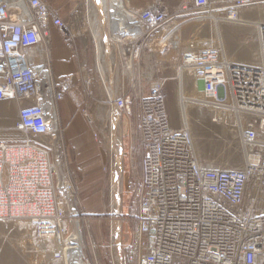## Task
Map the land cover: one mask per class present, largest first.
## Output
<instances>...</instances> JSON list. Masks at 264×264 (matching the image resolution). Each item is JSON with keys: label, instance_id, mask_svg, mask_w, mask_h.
<instances>
[{"label": "built area", "instance_id": "1", "mask_svg": "<svg viewBox=\"0 0 264 264\" xmlns=\"http://www.w3.org/2000/svg\"><path fill=\"white\" fill-rule=\"evenodd\" d=\"M261 2L152 0L132 17L138 33L126 51L135 65L150 46L162 45L169 24L180 29L220 15L234 23ZM51 28L76 56V35L46 0H0V103L15 102L18 134L0 140V220L21 221L44 240L59 237V246L73 253L68 209L75 179L58 177L48 142L60 135L58 104L77 78L50 73L42 51H49ZM256 43L255 63L232 62L205 40L190 46L178 66V74L200 89L202 102L224 108V120L213 122L226 126L233 146L245 152L240 168H214L199 159L186 122L179 131L170 125L160 78L146 79L137 92L106 96L103 107L123 118L120 126L142 153L128 254L133 264H173L174 258L184 264H264V25ZM85 67L80 82L88 100L93 76ZM54 257L62 258L58 252Z\"/></svg>", "mask_w": 264, "mask_h": 264}, {"label": "rangeland", "instance_id": "2", "mask_svg": "<svg viewBox=\"0 0 264 264\" xmlns=\"http://www.w3.org/2000/svg\"><path fill=\"white\" fill-rule=\"evenodd\" d=\"M80 1L79 6L71 13L73 19L80 17L81 13V17L86 18L84 15H87V0ZM89 1L90 6L94 8V3L92 4L94 0ZM251 8L252 6L244 9L242 12L245 15L234 23L224 20V17L220 15L215 22L203 19L180 29L172 30L173 27L169 24L168 28L163 30L165 38L162 45L158 48L150 46L151 50L148 54L143 55L139 62H135V66L136 64L139 66L138 71L135 70L136 67L133 69L129 65L128 68L121 65L122 59H127L128 63L131 62L129 50L126 53L128 58L119 59L117 44L111 40L115 33L120 32L127 38L124 39V45H129L138 33L135 23L128 20L126 24L121 25L116 20L112 36V31L107 24L104 34L100 30L107 38V42L102 41V43L109 47L108 53L105 50L107 64L104 79L111 80L114 85L123 88L130 85L133 77L134 80L138 77L142 78L143 80L140 79L142 84L145 79L164 80L163 96L171 127L179 131L186 122L192 132L197 156L214 168H240L245 152L233 146L231 133L226 126L213 122L218 120V116L222 121L224 120L222 112L224 108L220 105L202 102L200 89L194 88L186 76L180 77L178 74L180 56L189 52L190 46L199 45L205 40H212L223 55L232 62L255 63L258 59L257 29L264 24V14L252 13V11L245 13ZM89 11L87 8L88 16H90L89 23L92 27L96 13L94 9H89ZM118 39L120 40L119 36ZM169 50L172 53L167 56ZM249 55L253 56L249 57L252 60L243 62L242 57ZM131 70L133 71L130 72ZM111 115L105 107L96 108L93 113L89 112L87 116L89 140L87 141H91V145L90 148H78L81 150L80 153L79 150L76 152L77 149L66 146L63 135L65 124L60 122V119L57 121L60 135L57 136V140L48 142L53 155L52 159L58 165H56L58 177L68 178L71 174V177L74 176L75 179V198L69 202L68 209L70 230L68 241L71 242V236L77 233V224L81 225V234L83 233L81 243L84 247L82 251L88 264H112L113 260H116L115 243L111 247L109 233L110 229H114L111 191L116 180L121 195L119 217L122 219L121 253L124 264H133L129 261L128 254L131 252L129 244L137 227L131 220L135 213L134 190L140 176L139 165L142 153L136 140L133 161L130 163V147L132 148L130 132L119 125L113 128L109 118ZM115 116L119 121L124 122L121 116ZM16 117L17 110L16 114L7 111L0 114V140L18 139V134L14 129ZM112 129L118 130L121 138L122 172L119 173L120 175H117L114 149L109 143ZM93 134L96 136L94 137ZM78 160L82 161L78 163ZM86 171H90V174L86 175ZM58 239L60 238L44 240L18 220H0V243L3 244V250H0V264H66L63 259L54 257L56 254L51 252L58 249L60 242ZM65 239L64 237V241ZM173 264H184V261L174 258Z\"/></svg>", "mask_w": 264, "mask_h": 264}, {"label": "crops", "instance_id": "3", "mask_svg": "<svg viewBox=\"0 0 264 264\" xmlns=\"http://www.w3.org/2000/svg\"><path fill=\"white\" fill-rule=\"evenodd\" d=\"M46 1L56 9L58 15L62 18V20L68 23L73 34L76 35L77 37L76 45H77L78 54L74 56L72 54V51L70 50V43L65 42L56 32V30L54 28H51L49 31V56L47 59V63H48V69L54 78H61L67 75H74L77 78L76 85L58 104L57 110H58V116L60 122H63L65 124V127L63 129L65 144L66 146L73 147L75 150L77 149L76 152H78L79 150L78 148H83V147L90 148L91 145V141H87L89 140V134L87 129V126H89V120L88 118L82 115V110L86 109L88 110V112L93 113L96 108L103 107L104 102L106 100V96L108 94L120 96L126 91L137 92L138 89L141 88L142 84L140 79L142 78L138 77L139 79L138 78L135 79V84L130 86L128 85L127 88L114 85L113 82L110 83L108 79L104 80L106 74L105 65L107 64L105 50H107V46L101 43L100 40L101 32L99 27L100 20L97 18V16L96 18L94 16L92 27L89 23L90 16H88L87 8L88 11L90 8H92L90 6L91 4L89 0H87L86 2L87 15H84L86 17L85 19L81 17L82 13L81 16L76 19H73L71 17L72 11L79 6L81 2L80 0H46ZM121 2H122L123 10H118L115 15V19L121 25L126 24L128 20L133 21L132 17L135 15V12L141 11L150 4V0H121ZM248 11H252V13L258 12L259 14L261 13L264 14V2L252 6V8L250 10H246L245 13ZM90 12L91 11H89V13ZM242 15H245L244 12L240 14V17ZM96 19L98 20L96 21ZM82 26L83 28H81ZM112 34L113 32H111V36ZM93 35L95 36V38ZM115 35L117 36V40H115L114 43L117 44L116 46L118 49L117 53L119 55V59H121L124 58V54L122 52V48L120 44H123L124 46L123 49L126 51L127 45H124L123 42H125L124 39L126 40L127 38L125 34H121L119 32L115 33ZM118 36L120 40L118 39ZM98 41L100 42V45ZM97 54L100 55L97 56ZM249 57L252 58L253 56L249 55L248 57L246 56L242 57L243 58L242 61L247 62L248 60H252ZM82 64H85L86 66L85 67L86 73L93 76V82L89 86L90 98L88 100H86L85 98L84 89L80 82V74L81 71L83 72V70H81ZM98 64L100 65V67L98 66ZM121 65H123V59L121 61ZM133 67H136L135 70L138 71L139 66H137V64L136 66L133 65ZM103 72L105 73L103 74ZM102 74L104 78L101 77ZM106 82L108 83V85ZM0 107H1L0 114H3L5 111L16 114L15 102H1ZM2 127L4 128V125ZM131 142L133 143L132 140ZM134 146L135 145L132 144V148L130 147L131 149L130 158H129L130 163L131 161H133L132 159H133ZM80 152L81 150H79V153ZM80 161L78 160L77 162L79 163ZM139 166L141 173V164ZM89 174L90 171L88 172L86 171V175ZM1 249L3 250L2 243H0V250Z\"/></svg>", "mask_w": 264, "mask_h": 264}, {"label": "bare ground", "instance_id": "4", "mask_svg": "<svg viewBox=\"0 0 264 264\" xmlns=\"http://www.w3.org/2000/svg\"><path fill=\"white\" fill-rule=\"evenodd\" d=\"M90 2V1H89ZM94 3V8H90V9H94L95 10V13L96 15H98V18L100 20V30L102 31V33L104 34L105 33V26L106 24L109 26L110 30L112 32H114V25H115V22H116V19H115V15H116V12L118 10H123V6H122V2L121 0H94V2H92V4ZM94 13V11H92ZM95 15V16H96ZM96 19V21L98 20ZM95 21V22H96ZM97 23V22H96ZM91 25V24H90ZM94 26V25H93ZM120 26V25H119ZM97 27V25H96ZM258 29H260V26L258 27ZM118 31V30H117ZM98 32V31H97ZM92 33V32H91ZM101 33V34H102ZM120 33V32H119ZM93 34V33H92ZM99 34V33H98ZM100 35V40H101V43L102 41L105 43L107 42V38L105 36ZM114 34V33H113ZM95 35V34H94ZM93 35V36H94ZM98 36V35H96ZM95 38V36H94ZM98 38V37H97ZM111 40L114 42L115 40H117V36H113V38H111ZM97 41V40H96ZM99 45H100V42L98 41ZM97 45V44H96ZM105 45V44H104ZM109 46V45H108ZM121 48H122V52L124 54V58H128L127 57V51H125L123 48V44H120ZM98 47V46H97ZM109 47H107L108 49ZM102 49V48H101ZM102 51V50H101ZM104 51V50H103ZM109 50H107V53H108ZM111 51V50H110ZM106 52V51H105ZM102 53V52H101ZM105 53V54H107ZM172 52L169 50L168 53L166 54L167 56L169 54H171ZM104 54V52H103ZM111 54V52H110ZM42 55H44L46 57V59H48V56H49V51L47 48L44 49V51H42ZM100 55V54H99ZM97 54V56H99ZM166 55H163L164 57H166ZM103 56V55H102ZM97 58V57H96ZM100 59V58H99ZM98 59V60H99ZM97 60V59H96ZM131 60V59H130ZM150 60V59H149ZM98 63V61H97ZM153 63V61H152ZM128 65L131 67H133V61L131 60V62L128 63L127 59H123V66L124 67H127L128 68ZM97 66V65H96ZM98 66L100 67V65L98 64ZM134 69V67H133ZM102 71V70H101ZM133 70H131L130 72H132ZM102 73V72H101ZM105 72H103L104 74ZM110 73V72H108ZM103 74H102V78L103 77ZM109 76V75H108ZM143 76V75H142ZM181 77V76H180ZM107 78V76H106ZM105 80V79H104ZM110 83H112L111 80H109ZM108 81V82H109ZM146 81V80H145ZM145 81H143L144 83L142 84L141 82V87L144 86L145 84ZM163 81V84H164V80ZM107 83V82H106ZM105 83V84H106ZM135 84V80H134V77L132 78V82L130 83V85H134ZM108 85V83H107ZM129 85V86H130ZM108 89V88H107ZM112 89V88H111ZM109 90V89H108ZM111 92V91H110ZM105 110V109H104ZM110 118V123L112 125V127L114 126L115 128L120 124V121L118 120V117H116L114 114H112L111 116H109ZM113 127V128H114ZM118 129V128H117ZM118 131V130H117ZM116 130L112 129L111 131V136H110V139H109V143L111 144V147L114 149V155H115V162H116V170H117V175H120L121 172H122V169H121V165H122V144H121V138H120V134L119 132H117ZM121 156V158H120ZM120 173V174H119ZM111 198H112V221L114 223V229H113V233L115 235V240H114V243H115V256H116V260H115V264H124L123 262V257H122V253H121V248H120V244H121V222H122V219H120V210H121V195H120V189H119V184H118V181L116 180L113 185H112V191H111ZM77 215V213H76ZM122 217V216H121ZM81 225L77 224V233L76 234H73L71 236V243H74L76 249L75 251L72 253V251H69L67 247H60L58 245V249L57 251H51L52 253L56 254V252L59 253L60 256H62L61 259H63L65 261L66 264H88L87 263V259H86V256L84 254V252L82 251V249L84 248L81 241H83L82 239V234H81ZM119 240V241H118ZM58 243V242H57ZM61 243V242H59Z\"/></svg>", "mask_w": 264, "mask_h": 264}]
</instances>
